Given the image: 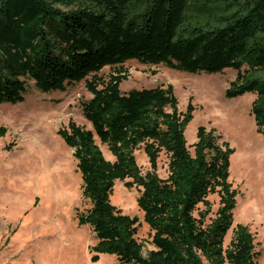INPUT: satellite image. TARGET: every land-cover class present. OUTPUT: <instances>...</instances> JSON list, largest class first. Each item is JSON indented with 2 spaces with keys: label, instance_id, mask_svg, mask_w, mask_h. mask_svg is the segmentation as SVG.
Segmentation results:
<instances>
[{
  "label": "trees",
  "instance_id": "1",
  "mask_svg": "<svg viewBox=\"0 0 264 264\" xmlns=\"http://www.w3.org/2000/svg\"><path fill=\"white\" fill-rule=\"evenodd\" d=\"M130 60L190 73L235 70L225 95L253 92L251 111L264 134V0H0V104L24 101L29 81L50 93L85 80L92 93L82 109L93 128L70 119L59 129L91 203L78 222L97 239L92 260L109 253L120 264H259L250 226L234 225L235 148L205 125L189 144L195 106L181 111L172 85L123 92ZM106 66L114 67L108 80L98 76ZM6 131L1 126L0 137ZM141 146L147 172L135 155ZM163 152L167 177L158 172ZM128 178L141 188L147 254L138 217L111 200L116 181ZM211 195L219 197L216 209Z\"/></svg>",
  "mask_w": 264,
  "mask_h": 264
},
{
  "label": "rangeland",
  "instance_id": "2",
  "mask_svg": "<svg viewBox=\"0 0 264 264\" xmlns=\"http://www.w3.org/2000/svg\"><path fill=\"white\" fill-rule=\"evenodd\" d=\"M123 67L128 74L121 83L123 92L172 85L181 111L192 101L194 119L186 132L189 144L196 141L198 127L205 125L215 127L235 148L230 175L239 192L234 225L250 226L260 252L257 261L264 264V134L258 132L251 111L255 94L226 97V89L237 75L231 68L211 74L190 73L136 60ZM113 72L114 67L106 66L98 76L108 80ZM91 97L85 80L66 91L50 93L41 92L29 81L24 101L0 104V127L7 130L0 137V264H120L109 253L92 260L90 248L97 239L90 225L78 222V214L86 212L91 203L83 195L74 150L59 134L70 119L93 128L82 109L83 101ZM96 140L106 158L114 161L107 145L97 136ZM135 155L147 172L150 163L143 146ZM168 161L163 152L158 167L162 177L168 176ZM129 181H116L111 200L125 214L138 217L137 237L147 254L153 246L150 228L138 206L141 188L129 187ZM210 199L216 209L219 197L211 195Z\"/></svg>",
  "mask_w": 264,
  "mask_h": 264
},
{
  "label": "bare ground",
  "instance_id": "3",
  "mask_svg": "<svg viewBox=\"0 0 264 264\" xmlns=\"http://www.w3.org/2000/svg\"><path fill=\"white\" fill-rule=\"evenodd\" d=\"M257 215H258V214H257ZM256 218H257V216H256ZM256 218H255V219H256ZM259 218H260V217H259ZM260 220H261V219H260Z\"/></svg>",
  "mask_w": 264,
  "mask_h": 264
}]
</instances>
